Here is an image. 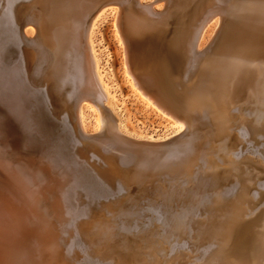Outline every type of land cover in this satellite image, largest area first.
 <instances>
[{
  "label": "bare ground",
  "instance_id": "1",
  "mask_svg": "<svg viewBox=\"0 0 264 264\" xmlns=\"http://www.w3.org/2000/svg\"><path fill=\"white\" fill-rule=\"evenodd\" d=\"M160 1L0 0V264H264V0Z\"/></svg>",
  "mask_w": 264,
  "mask_h": 264
},
{
  "label": "rangeland",
  "instance_id": "2",
  "mask_svg": "<svg viewBox=\"0 0 264 264\" xmlns=\"http://www.w3.org/2000/svg\"><path fill=\"white\" fill-rule=\"evenodd\" d=\"M164 3V0H161L158 5L161 4L163 6ZM108 15V17H105L103 21L98 22L95 40L96 43L99 44L96 49H99V51L102 50V61L104 64H106L107 69L110 72V78L112 80L111 84L119 97V107L117 108V111H120L123 124H127L129 122L132 126H134L135 129L141 128V130L147 132L160 133L164 126H166L168 123L162 114L156 112L150 107L148 108L144 102L138 98L134 92V89L125 80L123 74L124 66L122 65V59L124 58V44H122L123 40L119 39L120 43L117 41L113 31L114 28L112 26V14ZM94 110H96V108L93 106V115L91 117V124L93 125L95 124L96 118V111ZM10 130L12 135L14 133L19 135L18 132H16L18 131L16 128L15 130L14 128H11ZM15 134L12 137L15 139L10 137L11 142H15L14 144L18 143L17 141H19V136L16 137Z\"/></svg>",
  "mask_w": 264,
  "mask_h": 264
}]
</instances>
